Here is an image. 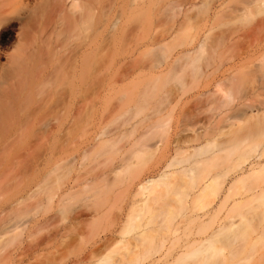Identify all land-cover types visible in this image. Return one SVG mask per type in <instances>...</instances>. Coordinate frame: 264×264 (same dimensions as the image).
<instances>
[{"label": "rangeland", "instance_id": "1", "mask_svg": "<svg viewBox=\"0 0 264 264\" xmlns=\"http://www.w3.org/2000/svg\"><path fill=\"white\" fill-rule=\"evenodd\" d=\"M38 2L45 0L30 6ZM80 2L101 6L95 40L105 49L88 58L94 67L84 75L85 122L69 138L65 166L44 163L55 144L45 118L23 125L18 159L0 154V253L7 264H264V168L250 173L264 163L263 142L236 138L241 114L223 98L237 83L245 102L264 104V0ZM91 25L84 18L73 49L94 37ZM17 27L0 30V63L17 55ZM201 43L210 64L203 60L196 70L184 55L197 58ZM70 76L64 105L77 123L81 75ZM48 89L39 86L36 98ZM139 151L144 156L135 160ZM198 177L214 181L193 198ZM147 178L159 181L142 195ZM36 188L35 197L13 207ZM208 237L211 249L192 259ZM180 254L186 257L176 262Z\"/></svg>", "mask_w": 264, "mask_h": 264}, {"label": "bare ground", "instance_id": "2", "mask_svg": "<svg viewBox=\"0 0 264 264\" xmlns=\"http://www.w3.org/2000/svg\"><path fill=\"white\" fill-rule=\"evenodd\" d=\"M37 4L40 6H30V0H0V30H9L13 25L18 26L16 29L18 38L17 55L10 58L6 64L0 63V136L2 137L0 140V154L14 152L16 155L11 156L10 159L13 163L19 158V151L24 149L22 147H25L19 143V138L23 136V125L25 123L33 124L37 119L41 123L42 119L45 118L42 125H47L48 135L54 139L55 144L54 152L52 154L49 153L44 158V163L58 168L69 163L71 149L69 138L85 122L84 91L86 77L84 75L88 69L94 67L92 60L88 58L97 57L105 50L95 40L101 27L99 25L100 18L96 16L101 11V6H97L98 3L81 6L80 0H45L42 4L41 2ZM37 8L39 9L37 10ZM87 17L92 21L91 28L94 31V37L91 38L89 35L87 40L82 41L76 49H73L71 43L74 40V36L84 18ZM94 17H97L96 20H93ZM115 24L116 22L113 18L111 22L113 34ZM259 26L261 24H258L255 28H259ZM234 34H237L236 31ZM237 35L235 36L237 37ZM54 36L56 37L55 41ZM205 48L204 43H201L197 49L198 56L195 59H192L191 55L186 53L184 55L185 65L198 70L200 62L203 60L207 61L208 64L211 55L209 57L208 54L206 55L208 51ZM1 56L2 53L0 52ZM73 72H78L81 75L77 78L78 83L76 84L77 89L80 91L78 92L81 93L79 100H77L78 106L76 105L79 107L77 123L71 121L69 108L67 104L64 105V97L65 99L67 98L64 93L67 92L63 91L62 88L64 84H69L70 74ZM9 74L12 75L10 76ZM231 79L234 78H230V81ZM4 84H8V87H3ZM41 85L45 89L46 87H49V89L47 90L48 92L46 91L47 94L45 93L44 99H37L36 89H39ZM236 87H238L237 83L236 86L232 85L228 91L223 92L225 103L241 114L240 124L236 131L237 133H241V135H238L236 138L242 139V141H245L246 138L251 142L262 141V153L260 155L262 156L264 153V104L261 105L260 103L258 107L251 105L247 101L249 99L246 98L248 94L244 91L246 94L245 98L247 99V102H245L243 99L244 95L238 87V91L243 96L240 97ZM252 90L254 92L255 89L253 88ZM249 93L251 94L252 92ZM66 108L69 113L65 110ZM77 126L80 128L75 130ZM203 135L205 136V133L201 134V136ZM260 144L256 143V145ZM237 146L238 144H234V147L237 148ZM143 156L144 153L139 151L134 154L133 158L140 160ZM213 159L214 155L207 156L197 161V164L208 163ZM263 166L264 163L259 164L257 167L252 166L250 173L259 172L264 168ZM182 171L191 175L193 169L186 168ZM204 179L205 177H198V183L195 185V188H198V193L193 198L201 196L202 192L206 188H209V185L214 181V178H209L205 182ZM158 181V179L147 178L139 186L138 191L142 195L149 193L150 189ZM200 183H202L201 186L198 185ZM262 189L260 188L259 191H263L264 194V189ZM37 193L38 188L30 191L28 194L26 193V196L20 197L15 201L13 207L17 208L23 200L35 197ZM34 214L32 212L33 216ZM224 227L222 226L221 229ZM37 228V221L32 218L31 233ZM211 239V237H208L200 242L199 250L193 251L190 257L195 259L201 256L204 250L210 248ZM166 254L167 252L163 251L158 261L165 259ZM185 257L186 255L180 254L176 258V262L183 261ZM0 264H7V257L1 253Z\"/></svg>", "mask_w": 264, "mask_h": 264}]
</instances>
